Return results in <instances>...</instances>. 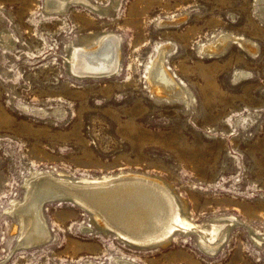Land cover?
I'll return each instance as SVG.
<instances>
[{"label":"rangeland","instance_id":"374dc122","mask_svg":"<svg viewBox=\"0 0 264 264\" xmlns=\"http://www.w3.org/2000/svg\"><path fill=\"white\" fill-rule=\"evenodd\" d=\"M61 1L0 0V264H264V0ZM101 37L116 66L88 72ZM159 56L180 99L154 91ZM47 173L162 181L193 227L137 244L61 198L18 246Z\"/></svg>","mask_w":264,"mask_h":264},{"label":"bare ground","instance_id":"6f19581e","mask_svg":"<svg viewBox=\"0 0 264 264\" xmlns=\"http://www.w3.org/2000/svg\"><path fill=\"white\" fill-rule=\"evenodd\" d=\"M47 1H50L48 2L49 8L53 7L51 9L55 10L57 8L63 9L66 3L61 0ZM103 38L99 42L97 41L98 43L96 42L97 45L94 50L84 49L81 54L75 56L76 60L82 57L88 58L84 70L93 73L109 68V71H113L115 68V64L111 65L113 63L110 61V54L113 51L109 48V42L113 40ZM222 41L221 39L220 42ZM163 67V61L162 59L160 61L159 56L152 65L149 74L152 82L155 83L153 84L154 91L162 94L165 89L166 94H168L174 90L177 91L174 92L175 97L180 99L183 93L176 83L175 85L172 84L171 76L165 73ZM159 76L161 79L158 80ZM165 84H169L170 87L168 85L166 87ZM25 186L26 200L24 198L20 202H15L13 206L18 208V216L21 218L22 235L21 241L18 240L21 245L32 246L48 238L49 233L44 217L40 212V204L43 198L55 195L94 212L97 222L101 226L109 227L123 235L127 240L137 244L166 240L177 229L186 231L193 227L191 222L183 218L180 205L170 188L162 181L142 175L120 174L108 179L75 181L62 175L55 177L47 173L35 177ZM229 221L233 220L230 219ZM218 245L217 242H214V238L201 241V246L208 252H214Z\"/></svg>","mask_w":264,"mask_h":264},{"label":"water","instance_id":"95a60500","mask_svg":"<svg viewBox=\"0 0 264 264\" xmlns=\"http://www.w3.org/2000/svg\"><path fill=\"white\" fill-rule=\"evenodd\" d=\"M108 74H111V73H108ZM108 74H101V75H98V76H106ZM62 197H58L57 195L55 196H52V197H46V198H43L42 201H41V204H40V212L42 213V205L48 201H54V200H58V199H61ZM64 198V197H63ZM14 212L17 213L16 210H14ZM18 214V213H17ZM18 246H27V245H21V244H17Z\"/></svg>","mask_w":264,"mask_h":264}]
</instances>
